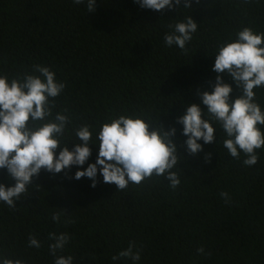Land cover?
<instances>
[{
	"label": "trees",
	"instance_id": "obj_1",
	"mask_svg": "<svg viewBox=\"0 0 264 264\" xmlns=\"http://www.w3.org/2000/svg\"><path fill=\"white\" fill-rule=\"evenodd\" d=\"M188 15L198 29L184 54L166 46L164 36ZM244 27L264 32V0H192L191 9L182 0L160 12L134 0H96L93 12L72 0H0V75H39L34 65L49 67L66 85L53 109V116L68 109L71 117L64 142L70 150L79 143L75 129L84 123L93 133L83 166L41 171L15 209L0 202V257L55 264L48 236L56 232L70 236L56 255H72L73 264H264V148L257 150L258 163L247 167L243 153L239 160L229 155L225 133L213 123L217 142L198 141L203 151L189 156L176 123L190 103L207 110L199 93L212 90L217 46ZM223 79L232 85L234 100L241 89L229 76ZM254 91L264 110V88ZM119 115L176 128L173 139L186 159L173 169L181 179L175 190L164 177L123 191L103 183L99 171L95 188L87 177L73 178L96 162L97 133ZM0 183L15 181L0 169ZM55 212H62L59 223L52 220ZM30 236L41 242L39 249L29 247ZM130 242L141 259L113 261Z\"/></svg>",
	"mask_w": 264,
	"mask_h": 264
},
{
	"label": "clouds",
	"instance_id": "obj_2",
	"mask_svg": "<svg viewBox=\"0 0 264 264\" xmlns=\"http://www.w3.org/2000/svg\"><path fill=\"white\" fill-rule=\"evenodd\" d=\"M72 2L84 4L87 12L95 11L96 0ZM134 2L142 9L160 12L180 6L182 0ZM191 5L192 0H183V8L191 9ZM168 27L170 32L164 36L165 45H175L187 54V45L197 32L198 23L188 15ZM217 49L211 68L217 74L212 90L199 93L207 110L204 111L200 104L190 103L184 114L177 117L176 123L182 125V135L187 137L184 144L189 156L203 151V145L198 141L202 140L204 144L217 142L213 126L216 123L225 133L222 143L229 155L239 160L243 153V164L251 167L259 161L257 150L264 148V110L254 91L264 88V32L244 27L234 40L221 43ZM33 72L39 75L25 74L11 79L6 74L0 75V169L6 170L8 178L15 181L12 186L0 183V202L10 210L17 207L15 202L27 192L29 185L34 184V178H38L41 171L58 174L72 166H83L92 154L89 147L93 145L91 125L84 123L75 129L79 143L73 142L74 147L70 150L68 142L63 140L66 127L71 123L68 109L53 116L55 98L63 92L65 83L57 81L55 72L49 67L34 65ZM224 75L241 89V94L234 100L231 98L233 87L224 81ZM175 135V127L165 130L159 121L145 120L140 115L109 118L97 133L99 150L96 162L88 164L84 170H77L73 178L87 177L95 188L99 171L103 183L115 184L117 191H123L129 184L141 185L154 176L164 177L169 181V187L175 190L181 179L173 169L186 159L178 151L173 139ZM210 159L211 154H206V162ZM37 187L41 188L40 185ZM220 196L230 203L227 192H221ZM61 215L62 212L53 213L52 220L59 223ZM48 238L53 241L49 251L56 257L55 264H73L72 255H56L69 242V234L50 232ZM29 247L39 249L41 242L30 236ZM133 248L130 242L126 250L111 259L139 261L140 252H134ZM198 252L204 253L203 247ZM0 264L24 262L0 257Z\"/></svg>",
	"mask_w": 264,
	"mask_h": 264
}]
</instances>
